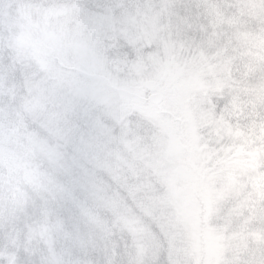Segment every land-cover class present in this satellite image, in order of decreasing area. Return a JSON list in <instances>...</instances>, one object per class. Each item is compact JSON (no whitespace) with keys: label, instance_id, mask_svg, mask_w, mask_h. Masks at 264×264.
I'll return each mask as SVG.
<instances>
[{"label":"snow or ice","instance_id":"6c2138e0","mask_svg":"<svg viewBox=\"0 0 264 264\" xmlns=\"http://www.w3.org/2000/svg\"><path fill=\"white\" fill-rule=\"evenodd\" d=\"M0 264H264V0L5 4Z\"/></svg>","mask_w":264,"mask_h":264},{"label":"rangeland","instance_id":"374dc122","mask_svg":"<svg viewBox=\"0 0 264 264\" xmlns=\"http://www.w3.org/2000/svg\"><path fill=\"white\" fill-rule=\"evenodd\" d=\"M233 134L241 141V143L250 142V137L244 132L243 129H236ZM215 233H216V230L214 229V227L206 232L209 246L212 247L208 252L209 254L215 252L216 247L219 243V237L218 235H215Z\"/></svg>","mask_w":264,"mask_h":264},{"label":"trees","instance_id":"16d2710c","mask_svg":"<svg viewBox=\"0 0 264 264\" xmlns=\"http://www.w3.org/2000/svg\"><path fill=\"white\" fill-rule=\"evenodd\" d=\"M5 4L13 5L14 4V0H0V10L3 9V6ZM9 11L14 13V8H10ZM215 230H217L216 234L219 235V229L215 228ZM205 234H206V232L201 233L200 236H199V243L201 244L200 251H202V252H205V250L203 248L205 246V244H206L205 240H204V235Z\"/></svg>","mask_w":264,"mask_h":264}]
</instances>
